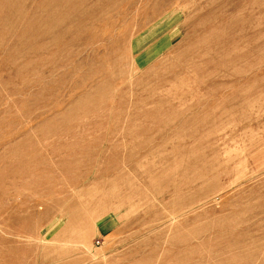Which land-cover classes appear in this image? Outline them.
<instances>
[{"label": "rangeland", "instance_id": "rangeland-1", "mask_svg": "<svg viewBox=\"0 0 264 264\" xmlns=\"http://www.w3.org/2000/svg\"><path fill=\"white\" fill-rule=\"evenodd\" d=\"M0 264H264V0H0Z\"/></svg>", "mask_w": 264, "mask_h": 264}]
</instances>
